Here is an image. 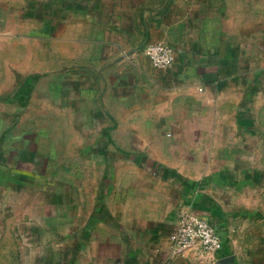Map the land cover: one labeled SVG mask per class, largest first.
<instances>
[{
  "label": "crops",
  "instance_id": "obj_1",
  "mask_svg": "<svg viewBox=\"0 0 264 264\" xmlns=\"http://www.w3.org/2000/svg\"><path fill=\"white\" fill-rule=\"evenodd\" d=\"M237 9V0H44L43 17L32 11V18H43L51 76L60 63L78 83L91 75L98 88L104 80L126 83L130 75L142 82L149 79V66L136 49L148 41H164L174 49L173 64L154 69L170 109L146 120L158 127L163 123L165 131L131 130L122 141L125 149L117 148L139 155L138 164L154 185L130 195L126 187L124 209L99 203L90 212L96 221L92 231L82 227L83 241L64 250L66 264H213L206 253L170 255L168 236L184 210L216 226L223 242L216 258L261 228L264 165L253 141L240 140L252 131L237 128L234 84L221 79L217 62L236 56L222 51L243 23ZM22 28L7 27L0 13V135L14 117L6 112V96L22 85L17 46L28 36Z\"/></svg>",
  "mask_w": 264,
  "mask_h": 264
},
{
  "label": "rangeland",
  "instance_id": "obj_2",
  "mask_svg": "<svg viewBox=\"0 0 264 264\" xmlns=\"http://www.w3.org/2000/svg\"><path fill=\"white\" fill-rule=\"evenodd\" d=\"M43 2L0 0L6 26L21 24L28 35L17 46L21 88L6 96L13 121L5 123L0 135V264H66L64 250L83 241L82 227L92 231L96 221L90 212L99 203L124 209L126 187L129 195L140 193L142 186L147 192L155 182L138 164L140 156L117 148L125 149L122 141L131 130L164 132L163 123L158 127L147 116L170 109L154 70L164 67L152 65L142 47L136 50L149 66V79L142 82L130 75L126 83L104 80L98 88L91 75L78 83L77 75L60 63L51 76L43 18H32V11L41 15ZM237 3L243 23L222 51L236 56L217 62L221 79L234 84L237 128L252 131L251 139L240 140L253 141L264 165V0ZM259 193L264 197V166ZM240 240L227 251L234 256L230 264H264V222Z\"/></svg>",
  "mask_w": 264,
  "mask_h": 264
},
{
  "label": "built area",
  "instance_id": "obj_3",
  "mask_svg": "<svg viewBox=\"0 0 264 264\" xmlns=\"http://www.w3.org/2000/svg\"><path fill=\"white\" fill-rule=\"evenodd\" d=\"M143 52L152 65L168 67L174 62V49L164 41H148ZM172 257L184 251L206 253L213 264H218L216 254L222 249V237L216 226L205 216L184 210L168 236Z\"/></svg>",
  "mask_w": 264,
  "mask_h": 264
},
{
  "label": "water",
  "instance_id": "obj_4",
  "mask_svg": "<svg viewBox=\"0 0 264 264\" xmlns=\"http://www.w3.org/2000/svg\"><path fill=\"white\" fill-rule=\"evenodd\" d=\"M234 259L232 254H227L218 258V264H230V262Z\"/></svg>",
  "mask_w": 264,
  "mask_h": 264
}]
</instances>
